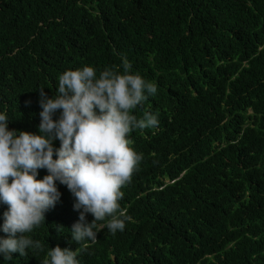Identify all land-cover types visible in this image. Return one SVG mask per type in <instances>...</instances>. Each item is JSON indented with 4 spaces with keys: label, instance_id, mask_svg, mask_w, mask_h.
Wrapping results in <instances>:
<instances>
[{
    "label": "trees",
    "instance_id": "16d2710c",
    "mask_svg": "<svg viewBox=\"0 0 264 264\" xmlns=\"http://www.w3.org/2000/svg\"><path fill=\"white\" fill-rule=\"evenodd\" d=\"M123 58L157 88L132 111L158 125L128 137L143 156L121 189L131 219L81 247L82 209L57 180L29 234L43 251L0 264H42L56 246L79 248V264H264V0H0V113L17 135H40L41 88L53 98L65 71L122 72Z\"/></svg>",
    "mask_w": 264,
    "mask_h": 264
},
{
    "label": "clouds",
    "instance_id": "9594fccd",
    "mask_svg": "<svg viewBox=\"0 0 264 264\" xmlns=\"http://www.w3.org/2000/svg\"><path fill=\"white\" fill-rule=\"evenodd\" d=\"M121 72L116 67L104 68L97 77L96 69L67 70L59 76L58 91L48 98L40 92V135L8 129V117L0 113V203L7 205L3 213L0 256L12 260L13 253L26 256V250L43 251L30 233L45 222V213L59 201L61 193L56 181L66 185L76 198L79 220L71 228V238L83 248L95 242L104 227L114 235L123 231L125 215L119 201L121 189L131 183L143 159L132 147L130 133L158 125L157 118L145 113L138 119L132 111L148 95H155L154 83L131 74V64L122 59ZM147 93V95H146ZM57 110L60 118L54 120ZM98 110V111H97ZM61 144L55 150L52 141ZM48 175L37 179L38 170ZM94 220L84 223L86 214ZM99 221H106L98 224ZM80 249L56 246L50 248L42 264H79Z\"/></svg>",
    "mask_w": 264,
    "mask_h": 264
}]
</instances>
